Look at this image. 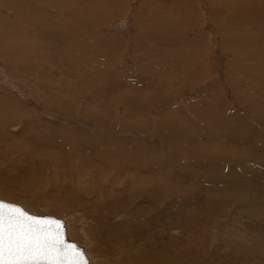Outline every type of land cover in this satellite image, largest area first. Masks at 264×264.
<instances>
[{"label":"rangeland","instance_id":"rangeland-1","mask_svg":"<svg viewBox=\"0 0 264 264\" xmlns=\"http://www.w3.org/2000/svg\"><path fill=\"white\" fill-rule=\"evenodd\" d=\"M0 199L89 264H264V0H0Z\"/></svg>","mask_w":264,"mask_h":264},{"label":"snow or ice","instance_id":"snow-or-ice-1","mask_svg":"<svg viewBox=\"0 0 264 264\" xmlns=\"http://www.w3.org/2000/svg\"><path fill=\"white\" fill-rule=\"evenodd\" d=\"M63 235L61 221L43 220L0 200V264H89Z\"/></svg>","mask_w":264,"mask_h":264},{"label":"water","instance_id":"water-1","mask_svg":"<svg viewBox=\"0 0 264 264\" xmlns=\"http://www.w3.org/2000/svg\"><path fill=\"white\" fill-rule=\"evenodd\" d=\"M0 200H2V199H0ZM5 201V200H4ZM7 202H9V201H7ZM10 203H13V202H10ZM13 204H16V205H18V206H20L19 204H17V203H13ZM26 213H28L29 215H32V216H36V217H38V218H41V219H43V220H46V221H48V220H59V221H61L62 223H63V221L61 220V219H59V218H56V217H54V216H52V215H36V214H32V213H29L28 211H26L22 206H20ZM63 233H64V235H63V239L68 243V244H75V245H77L75 242H73L72 240H70V239H68L67 238V235H66V231H65V227H64V223H63ZM78 246V245H77ZM80 249H82V247H80V246H78ZM82 251H83V249H82ZM83 253H84V251H83ZM84 255H85V253H84ZM85 257H86V255H85Z\"/></svg>","mask_w":264,"mask_h":264},{"label":"bare ground","instance_id":"bare-ground-1","mask_svg":"<svg viewBox=\"0 0 264 264\" xmlns=\"http://www.w3.org/2000/svg\"><path fill=\"white\" fill-rule=\"evenodd\" d=\"M190 9V8H189ZM15 108H17L16 106H15ZM156 161H158L159 162V160H156ZM156 163V162H155ZM147 180V179H146ZM123 181H125V180H123ZM140 181V180H139ZM134 182V181H133ZM132 182V183H133ZM148 182H150V181H148ZM147 182V183H148ZM134 183H136V182H134ZM116 189V188H115ZM132 188H130V190L129 191H127V193H126V198H131V195H132ZM140 192V191H139ZM145 195V194H144ZM141 196V195H140ZM147 197V196H146ZM155 203V202H154ZM126 204V203H125ZM109 214V213H108ZM125 224V223H124ZM126 229H129V228H126ZM131 230V229H130ZM235 243H237V244H240V243H242L241 242V240H239V241H235ZM239 247H241V246H239ZM139 248V249H138ZM137 249L138 250H136V256L134 257V259L136 260V262H140V261H142V258H141V255H140V253H141V251H144V249L143 248H140V247H138ZM244 248H246L245 246H244ZM138 251V252H137ZM135 252V251H134ZM133 254V253H132ZM130 257H132V256H130ZM131 261H132V259H131ZM133 264H134V261H133Z\"/></svg>","mask_w":264,"mask_h":264}]
</instances>
